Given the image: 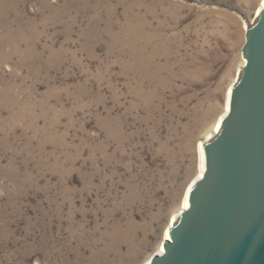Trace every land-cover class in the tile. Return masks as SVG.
Returning a JSON list of instances; mask_svg holds the SVG:
<instances>
[{
  "label": "rangeland",
  "instance_id": "rangeland-1",
  "mask_svg": "<svg viewBox=\"0 0 264 264\" xmlns=\"http://www.w3.org/2000/svg\"><path fill=\"white\" fill-rule=\"evenodd\" d=\"M259 4L0 0V264H144Z\"/></svg>",
  "mask_w": 264,
  "mask_h": 264
},
{
  "label": "water",
  "instance_id": "water-1",
  "mask_svg": "<svg viewBox=\"0 0 264 264\" xmlns=\"http://www.w3.org/2000/svg\"><path fill=\"white\" fill-rule=\"evenodd\" d=\"M256 17L206 169L148 264H264V5Z\"/></svg>",
  "mask_w": 264,
  "mask_h": 264
},
{
  "label": "bare ground",
  "instance_id": "bare-ground-1",
  "mask_svg": "<svg viewBox=\"0 0 264 264\" xmlns=\"http://www.w3.org/2000/svg\"><path fill=\"white\" fill-rule=\"evenodd\" d=\"M263 5H264V0H260V4L254 12V16H253L254 19H252L248 22H243V28L244 29L247 30L249 27H252V25H254L256 23V21H257L256 16L261 11ZM245 63H246V58L242 56L241 63L239 66L241 67ZM238 77H239V70H238ZM238 77L235 76L233 82H231L230 85L228 86L227 91H226V95H225V102H224V106H223V111L220 113V115L218 116V118L214 122L212 129L208 133H206V135L198 142V158L199 159H198V170H197L196 176L187 185V187L184 191L183 197H182L180 209L178 211H176L171 216L169 223H168V226L164 229L162 240L163 239H169L171 237L170 236L171 224L174 225L177 222L179 212L182 209L187 208L190 204L189 195L191 193L193 183L197 178H199L203 175V172L206 169V154H205L204 145L207 144L208 141H210L211 139H213L215 137L216 132L220 131L222 120H223L224 116L226 115L227 111H229V109H230V96L233 92V88L238 83ZM163 249H164V245H163V242L161 241L158 245L156 252L161 253L163 251ZM149 258L147 260H145L144 264L149 263Z\"/></svg>",
  "mask_w": 264,
  "mask_h": 264
}]
</instances>
